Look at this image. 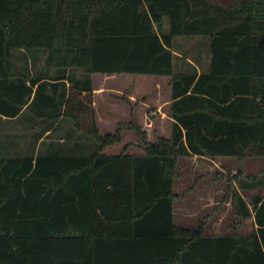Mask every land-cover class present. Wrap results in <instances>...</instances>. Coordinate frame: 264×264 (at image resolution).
<instances>
[{"label":"trees","instance_id":"obj_1","mask_svg":"<svg viewBox=\"0 0 264 264\" xmlns=\"http://www.w3.org/2000/svg\"><path fill=\"white\" fill-rule=\"evenodd\" d=\"M178 35L209 39L208 71L175 72ZM40 54L84 76L70 74L58 99L40 83L30 107L54 106L59 113L40 115L46 127L61 116L97 144L64 151L53 139L74 141L75 130H53L36 155L0 157V264H264V195L250 205L233 193L235 213L254 218L249 234L178 225L174 208L180 158L264 154V0H0V87L13 60ZM97 72L170 76L171 136L148 141L133 120L101 134ZM21 88L15 112L32 93ZM2 95L0 109L12 102ZM124 128L144 152L102 153ZM239 184L264 187V173Z\"/></svg>","mask_w":264,"mask_h":264},{"label":"rangeland","instance_id":"obj_2","mask_svg":"<svg viewBox=\"0 0 264 264\" xmlns=\"http://www.w3.org/2000/svg\"><path fill=\"white\" fill-rule=\"evenodd\" d=\"M216 1L228 3L230 0ZM173 50L175 72L209 70L211 52L207 37L178 35L174 38ZM38 57L41 58L42 55ZM70 70L74 76H84L78 68H70ZM102 75H108V85L114 88V93H111L110 97L116 100L122 110L126 112L133 110L146 114L158 108L160 102L166 103L164 106L166 110L170 109L171 77L129 72L121 74L95 73L97 79ZM65 130V132L71 131L68 128ZM100 131L103 134L115 132L105 129ZM143 132L146 133L148 141H155L161 136L170 137L172 128L168 125L163 128L151 127L147 129L143 127ZM71 136L75 138L74 143L69 142L64 151L87 154L95 150L97 143L91 136L77 129L73 133L71 132ZM52 137V133L49 132L46 141L51 140ZM121 141L106 146L103 152H120L125 144H128L127 152L136 154L144 152L141 136L135 130H123ZM263 173L264 154H252L244 157H210L209 160L197 155L180 158L174 184L175 190L179 192L174 205L175 222L186 227H196L202 222L206 234H226L235 231L244 234L251 233L256 226L254 218L239 217L234 211L232 196L235 191H240L247 202L252 205L255 195H264V187L252 190L242 189L239 180ZM210 193L213 194L215 203L204 207L203 203L210 202L208 198Z\"/></svg>","mask_w":264,"mask_h":264},{"label":"crops","instance_id":"obj_3","mask_svg":"<svg viewBox=\"0 0 264 264\" xmlns=\"http://www.w3.org/2000/svg\"><path fill=\"white\" fill-rule=\"evenodd\" d=\"M70 74V68L63 70L61 68L52 67L49 64V61L43 56L41 58L28 57L13 60L12 75H9L7 81H5L0 87V95L3 94V98H10L12 100L11 103L7 104L3 102L0 109V157L9 158L25 154L36 155L46 140V136L49 132L53 130L61 131L62 129L65 130L67 128L68 130H76L71 121L62 122L61 116L54 120L52 125L46 127L44 117H40V115L59 113L58 111L56 112L54 106L49 105L48 107H45V109L42 108L40 110L30 107L40 83L47 82L43 88V95H48L50 100L53 98L58 99L65 86L67 88L72 86V81L69 77ZM160 77L170 76L162 75ZM91 78L94 94V107L96 110L99 131L101 129L116 131L123 122H129L131 120L135 121V123L142 128L145 127L147 129H150L151 127L163 128L165 125L172 128L174 119L170 116L169 110L164 108L166 103L160 102L158 108L146 114L133 110H128L126 112L122 110V108H119L115 99L110 97L111 93H114V88L108 85V75H102L97 79L95 73H93ZM23 83L24 85L26 84V86L28 85L32 87V93H26V102L21 105V108L17 112H15L16 106H19L20 104L15 98L17 96V91H22L21 87L23 86ZM13 92H16V95H14ZM169 102H171V100ZM126 129L128 128H124V130ZM53 140L56 142V147H61V145L65 147L69 142L74 143V141L71 140L70 137H67L64 132L57 135ZM125 146L126 144L122 150H124ZM103 150L101 151L102 153H104ZM127 150L126 153H130L127 152ZM201 157L203 159H210V157L207 156ZM174 191L179 193L175 188ZM208 198L210 199V202H202L204 207L215 203L213 194L210 193Z\"/></svg>","mask_w":264,"mask_h":264}]
</instances>
